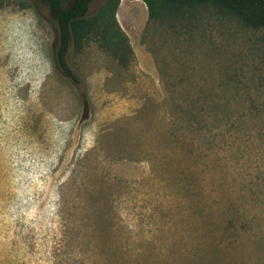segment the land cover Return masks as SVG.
<instances>
[{
	"label": "rangeland",
	"instance_id": "1",
	"mask_svg": "<svg viewBox=\"0 0 264 264\" xmlns=\"http://www.w3.org/2000/svg\"><path fill=\"white\" fill-rule=\"evenodd\" d=\"M46 1L0 0V264H264V29L93 0L74 82Z\"/></svg>",
	"mask_w": 264,
	"mask_h": 264
},
{
	"label": "trees",
	"instance_id": "2",
	"mask_svg": "<svg viewBox=\"0 0 264 264\" xmlns=\"http://www.w3.org/2000/svg\"><path fill=\"white\" fill-rule=\"evenodd\" d=\"M93 0H74L71 6L65 7L63 0H47L46 4L57 21L59 31V48L57 51V63L63 73L74 82H77L75 74L66 63L70 39L75 42L81 39L88 25L86 14ZM148 8L149 16L154 14L152 2L141 0ZM119 0H116V5ZM210 4L226 14L236 17L239 22L254 30L264 29V0H161L160 9L180 11L188 7Z\"/></svg>",
	"mask_w": 264,
	"mask_h": 264
},
{
	"label": "crops",
	"instance_id": "3",
	"mask_svg": "<svg viewBox=\"0 0 264 264\" xmlns=\"http://www.w3.org/2000/svg\"><path fill=\"white\" fill-rule=\"evenodd\" d=\"M121 28V27H120ZM121 30H123L122 28H121Z\"/></svg>",
	"mask_w": 264,
	"mask_h": 264
}]
</instances>
